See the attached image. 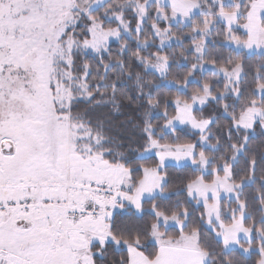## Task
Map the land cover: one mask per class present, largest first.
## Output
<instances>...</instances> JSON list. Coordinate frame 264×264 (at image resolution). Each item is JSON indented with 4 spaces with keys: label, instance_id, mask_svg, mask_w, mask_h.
<instances>
[{
    "label": "snow or ice",
    "instance_id": "obj_1",
    "mask_svg": "<svg viewBox=\"0 0 264 264\" xmlns=\"http://www.w3.org/2000/svg\"><path fill=\"white\" fill-rule=\"evenodd\" d=\"M0 264H264V0H0Z\"/></svg>",
    "mask_w": 264,
    "mask_h": 264
}]
</instances>
